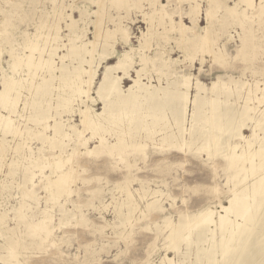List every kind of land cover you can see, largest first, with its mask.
<instances>
[{"label":"bare ground","instance_id":"obj_1","mask_svg":"<svg viewBox=\"0 0 264 264\" xmlns=\"http://www.w3.org/2000/svg\"><path fill=\"white\" fill-rule=\"evenodd\" d=\"M114 1L125 4V0H94L97 8L92 12L86 7L80 9L82 22L89 19L93 25V39L86 38L85 26H80L71 15L69 22L64 24L67 32L60 38L63 25L60 27L57 23V44L63 37L66 41L62 42L63 53L57 54V67L51 43L48 40L42 45L37 30L35 43L30 39L23 40L20 42L22 50H8V59L0 63V170L5 166L6 175H11L22 167L23 178L22 200L14 210V218L27 223V233L38 241L49 236L51 226L47 214L42 212L35 219H27L24 210L36 199L35 190L28 183L37 171L43 173V169L49 167L50 173L42 175V189L47 193V199L56 201L59 196H68L77 171L69 161L78 149L81 152L103 151L110 156L120 152L128 158L142 157L144 144L148 141L160 154L180 146L186 154H200V158L205 153L204 161L221 158L226 178L224 184L228 186L229 194L225 196L226 205L218 202L219 209L205 207L202 217L191 225L184 222L173 226L167 235L168 246L177 248L185 238L184 228L198 226L195 236L199 244L206 234L219 235L210 251L202 250L198 255L199 264H264V108L256 109L255 105L247 103L251 99L255 104L264 102V84L258 86V82L255 83V90L260 94L246 96L243 106L228 105L226 100L233 92L223 87L225 82L219 77L209 87L198 78L191 83L190 74L178 73L171 66V63L176 66V58L161 50L153 60L165 70L164 84L161 78L155 85L151 80L144 82L143 68H135L136 76H130L129 69L134 67L137 58L130 54L136 48L130 41L127 24L122 21L124 16L121 14L116 19L107 15L113 23L112 28L99 25L105 17L104 5ZM188 1L191 8L187 15L196 22L199 6L193 2L195 0ZM238 2L247 6V0ZM207 5L212 4L208 2ZM227 10L240 25H244L248 18L245 7ZM128 11L129 8L126 15ZM158 11L162 19L169 16L160 3L154 9V12ZM50 13L57 18V12ZM205 13L208 21L215 16L213 7ZM181 23L182 20L177 22L178 30L186 32L188 28ZM117 37L129 51L114 49L113 39L117 40ZM147 39V32H142L139 47L144 46ZM192 40L188 39L189 42ZM7 43L11 46V42ZM183 43L186 42H178L180 46ZM114 55L116 62L104 65L102 77L93 87L99 65ZM138 57L139 61L145 59L143 54ZM121 69L123 74H117ZM124 76L132 79L126 90L121 86ZM191 86L195 90L192 96ZM239 91L236 89V93ZM97 101L102 104L99 112L93 107ZM252 110L257 118L253 123L245 122L246 116L253 119ZM75 115L79 118L78 123L74 122ZM244 128H249L251 134L244 136ZM106 133L111 135L108 137ZM233 138L239 141L233 142ZM33 140L40 143L36 151L29 145ZM90 140L97 142L92 148ZM46 147L57 152L53 154L52 162L43 154ZM123 189L126 209L120 213L122 223L129 224L137 204L129 190ZM156 199L147 202L146 209L154 208ZM5 213L0 211V235L5 237L0 245V263L23 264L17 258L18 240L11 234L13 228L7 225Z\"/></svg>","mask_w":264,"mask_h":264},{"label":"rangeland","instance_id":"obj_2","mask_svg":"<svg viewBox=\"0 0 264 264\" xmlns=\"http://www.w3.org/2000/svg\"><path fill=\"white\" fill-rule=\"evenodd\" d=\"M93 1L0 0V63L3 64L8 59V50H22L20 42L23 40L26 42L30 39L35 43L34 35L37 30L42 45L48 40L51 43V53L57 67L59 61L57 54L63 53L65 49L62 42L66 43L63 37L64 41L61 38L57 44V23L60 27L63 25L59 31L60 38L67 32L64 24L69 22L71 15L80 26L83 28L85 26L86 38L93 39L91 33L93 25L89 23V19L83 23L82 18H79L80 9L86 7L92 12L97 8ZM193 2L199 6L196 22H192L187 15L191 8L188 0H125V4L117 1L106 3L105 17L99 25L112 28L113 23L108 20L107 15L111 14L115 18L121 14L124 16L122 21L127 24L130 41L136 48L130 52L135 59L137 58L134 67L129 69L130 76H136V69L143 68L141 73L144 82L151 80L155 85L161 78L164 84L165 70L161 64L156 65L153 60L161 50L165 55L176 58V66L172 63L171 66L176 68L178 73L190 74L191 83L198 78L209 87L211 82L219 77V80L225 82L223 87L233 92L226 100L227 104L243 106L246 96L260 94V91L255 90L257 87L255 83L258 82V86L264 84V9L260 7V0H255L254 8H247L246 4L231 0L232 5H242L239 8H246L248 18L244 25H240L229 15L227 9L231 6L228 0ZM208 2L212 5L208 6ZM159 3L169 15L165 16V19L161 18L159 11L154 12L155 6L158 7ZM210 7L214 8L215 16L208 21L205 12ZM51 11L57 12V18L50 13ZM179 20L188 28L186 32L178 30ZM166 21L167 23H164ZM3 24H6V27H2ZM142 32H147L148 39L144 46L139 47ZM192 38L193 42H189L188 39ZM113 40L115 50L119 52L128 50L120 37ZM7 41L11 42V46ZM179 41L186 43L180 46ZM237 53L240 54L239 61L235 59ZM140 54L145 56L142 61H139ZM115 62L114 55L107 57L99 65L93 87L100 81L104 65ZM123 72L121 69L117 74L122 75ZM121 80L122 89L126 90L132 84V79L128 76L122 77ZM236 89L240 91L236 93ZM194 92L191 86V96ZM92 95L95 96V93ZM247 103H250V106L255 105L256 109L264 108V102L255 104L251 99ZM101 106L99 101L93 104L97 112L101 111ZM189 109L190 107L187 113ZM250 114L251 117L254 116L253 119H247L246 116L244 120L253 123L257 117L253 110ZM73 119L74 122H79L77 115L73 116ZM242 130L244 136L251 134L249 128ZM106 135L109 137L111 134ZM238 141V138H233V142ZM89 143L91 148L97 144L91 140ZM10 144H13L12 140ZM29 145L36 151L40 143L33 140ZM144 147L142 157L125 158L120 152H115L114 156L107 154L106 159L115 167L103 175V182L99 177L96 179L91 176L84 177L76 171L74 182L70 185L72 191L68 196H59L56 201L48 200L47 193L42 189V175L49 174L50 168L45 167L43 173L37 171L28 183V186L35 190L36 199L30 203V208H25L24 211L28 220L39 217L42 212L49 216L51 232L42 241L27 233V223L14 218V210L22 200V167L13 174L6 175L7 168L3 166L0 170V211L6 212L7 225L13 228L11 234L18 240L16 247L18 260L23 264H31V261L37 258H59L66 264L93 262L110 264L122 251L121 244L125 242L127 236L135 231L139 240L137 252L147 264H199L198 255L202 250L208 252L212 249L214 241L219 238L218 234L204 235L199 244L195 236L198 226L186 227L183 230L185 238L175 249L168 246L167 235L173 226L184 222L191 225L197 218H201L205 207L219 209L218 202L227 204L225 196L229 193L228 186L224 184L226 180L222 171L224 161L219 157L204 161L205 153H202L200 158V154L191 152L186 154V151L183 152V149L179 148L180 146L161 154L149 141ZM43 154L52 162L53 154L57 152L46 147ZM193 185L198 188L189 191ZM124 187L129 190L131 198L137 204L129 224L122 223L120 213L126 209L123 205ZM89 194L91 198L85 199ZM154 197L157 198L156 205L154 208L146 209V203ZM93 217L103 220L104 230L93 231L87 228L85 221L92 220ZM213 217H216V214ZM92 222L95 224L94 220ZM4 241L5 237L0 235V245ZM219 259L220 256L217 260Z\"/></svg>","mask_w":264,"mask_h":264},{"label":"snow or ice","instance_id":"obj_3","mask_svg":"<svg viewBox=\"0 0 264 264\" xmlns=\"http://www.w3.org/2000/svg\"><path fill=\"white\" fill-rule=\"evenodd\" d=\"M231 7L239 8L242 5H232L231 0H228ZM255 0H247V8H254ZM260 7L264 9V0H260ZM235 59L239 61L240 54L237 53ZM86 131V130H85ZM107 154L103 151L96 152H81L79 149L70 157V163L74 166V169L80 172L81 176L88 177L91 176L93 179L99 177L100 181L103 182V175L106 172H110L115 165L108 159H106ZM191 183V181H190ZM198 186L193 185L192 191L197 189ZM91 196L85 197V199H90ZM91 207V205H89ZM95 221L93 224L92 221ZM86 226L90 230H104L103 220L98 217H93L92 220L85 221ZM139 247V240L137 238L136 232L130 233L125 242L121 244L122 251L117 255V257L110 262V264H147L145 260L140 258L137 252ZM31 264H66L59 258H37L31 261ZM95 264V262H93Z\"/></svg>","mask_w":264,"mask_h":264}]
</instances>
